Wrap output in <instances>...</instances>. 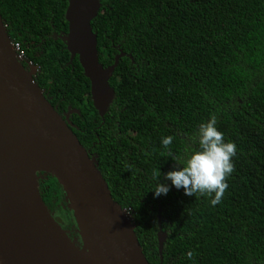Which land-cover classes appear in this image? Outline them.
<instances>
[{"label": "trees", "instance_id": "1", "mask_svg": "<svg viewBox=\"0 0 264 264\" xmlns=\"http://www.w3.org/2000/svg\"><path fill=\"white\" fill-rule=\"evenodd\" d=\"M70 2L0 0V14L50 104L60 115L79 111L72 130L129 214L148 262L264 264V0H99L91 22L99 61L115 65L103 117L68 49ZM213 115L237 149L215 205L214 194L186 196L164 178L199 148V126ZM164 136L173 137L168 149ZM38 176L48 209L79 240L61 184ZM157 182L169 191L154 198Z\"/></svg>", "mask_w": 264, "mask_h": 264}, {"label": "water", "instance_id": "2", "mask_svg": "<svg viewBox=\"0 0 264 264\" xmlns=\"http://www.w3.org/2000/svg\"><path fill=\"white\" fill-rule=\"evenodd\" d=\"M99 0H71L68 49L91 81V97L104 116L114 92V67L99 61L91 22ZM17 58L0 14V264H150L129 214L112 197L96 157L60 115ZM57 179L76 223L73 240L48 209L38 174ZM160 251L163 235L159 236Z\"/></svg>", "mask_w": 264, "mask_h": 264}, {"label": "clouds", "instance_id": "3", "mask_svg": "<svg viewBox=\"0 0 264 264\" xmlns=\"http://www.w3.org/2000/svg\"><path fill=\"white\" fill-rule=\"evenodd\" d=\"M172 140V136H164L160 143L164 149H168ZM198 144L199 148L189 154L184 165L166 172L164 178L171 182V186L183 188L186 196H193L195 193L214 194L210 203L215 205L220 202L227 188L226 176L233 171L232 158L236 154V145L224 139V133L216 126L214 115L207 122L200 124ZM168 191L169 184L157 182V186L152 190L153 197L166 195ZM191 255V252L187 253L189 258Z\"/></svg>", "mask_w": 264, "mask_h": 264}, {"label": "built area", "instance_id": "4", "mask_svg": "<svg viewBox=\"0 0 264 264\" xmlns=\"http://www.w3.org/2000/svg\"><path fill=\"white\" fill-rule=\"evenodd\" d=\"M13 48H14V50L16 51L17 58H18L20 61H24V60H26V61L28 62V60H27V58H26V54H25V52L23 51V49L21 48V46H20L19 43H13ZM28 64H31V63H28ZM30 67L35 68V67L31 66V65H30Z\"/></svg>", "mask_w": 264, "mask_h": 264}, {"label": "rangeland", "instance_id": "5", "mask_svg": "<svg viewBox=\"0 0 264 264\" xmlns=\"http://www.w3.org/2000/svg\"><path fill=\"white\" fill-rule=\"evenodd\" d=\"M30 71H31L32 75L35 74V72H36V71H35V68H31Z\"/></svg>", "mask_w": 264, "mask_h": 264}]
</instances>
